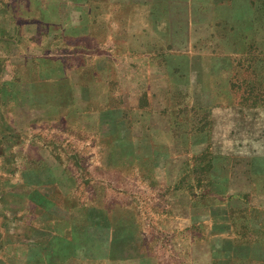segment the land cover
<instances>
[{
    "label": "rangeland",
    "instance_id": "rangeland-1",
    "mask_svg": "<svg viewBox=\"0 0 264 264\" xmlns=\"http://www.w3.org/2000/svg\"><path fill=\"white\" fill-rule=\"evenodd\" d=\"M0 39L1 259L15 228L41 239L111 208L128 264L225 239L224 264H264V0H0ZM127 151L148 163L121 191L101 160Z\"/></svg>",
    "mask_w": 264,
    "mask_h": 264
},
{
    "label": "crops",
    "instance_id": "crops-1",
    "mask_svg": "<svg viewBox=\"0 0 264 264\" xmlns=\"http://www.w3.org/2000/svg\"><path fill=\"white\" fill-rule=\"evenodd\" d=\"M2 58L3 57L0 53V69L5 65V62ZM0 83H2V80ZM147 125H149L153 129V130L145 129L147 131L152 130L154 132H157L158 130L157 128H159L160 130V127H157V121H152L151 119H148ZM166 130L167 129L163 128L160 131H166ZM134 137L135 136H133V138ZM141 139L142 137L137 136L133 141L136 142L137 140H141ZM119 141L122 142L123 138L122 137L118 139L111 138V143H114V145L113 144L111 145L110 142L108 144L111 145L112 148ZM109 145H107V147ZM128 152L129 151L115 152V160H117L115 162H107V161L104 162V160H101L102 161L101 166L103 169H106L107 174H115L113 181H111L112 186H114L115 189H120L121 191H124L125 184L128 179L138 180L137 181L138 183L142 182V180H145L144 179L145 176L142 174V171H139V169L141 166L144 168V165H146L148 162L144 163V161H139L138 163V159H139L138 155H136L135 152H131V154H126ZM152 153H154V155L157 156V149L155 148V150L152 151ZM131 156L133 157L132 160H130ZM129 168H135V172L134 173L127 172ZM147 170L149 171V175L153 174L151 178H153L155 184H157V163H155L154 161L153 165L148 167ZM43 196H45L49 200V197H47L46 195ZM38 205L40 207L43 206V209L45 210L46 206L42 204H38ZM50 207H55L57 209L66 211L65 207L57 205L55 203H52ZM120 210L121 212L119 213L118 211L116 215H122L126 217V215L129 213L128 209L122 208ZM96 212L98 213V210ZM99 212H100L99 215L103 216L101 218V222L97 219L96 222L90 223L88 226L85 225V223L84 224L71 223L68 226H66L64 230H62L61 228L63 227L58 226L59 223L58 225H56L54 221V225L47 229L48 232L47 236L45 238L42 237L41 239L27 238L21 241H17L16 240L17 229L15 228L14 230L16 231V233H14L13 236L16 242L14 241L10 245L11 248L14 249L13 250L14 253L11 254V256L9 257H7L6 255V258H2V259L0 258V264H39V263L40 264H71L72 262L73 263L78 262L79 264H81L87 261H90L91 264H99V263L128 264L129 258L128 257L126 258L125 254H124L125 256L118 255L119 248L126 249L130 247L131 236L129 234V231L126 230L127 225H125L124 223L118 225L117 223L115 224L114 220H110L111 216L115 215L114 210H112L111 208H103V210H100ZM193 212L194 211H191L188 212L189 214L186 213L184 215V217L190 216L192 218L190 220V224H193L192 223L194 216ZM15 214L18 215L17 210ZM124 217L121 219V221H126ZM65 220L68 221L69 219H65ZM118 226L122 227L119 231L117 228ZM190 227H193V225H190ZM2 230L4 231L3 227ZM94 231H99L104 233L107 232L110 234L107 236L98 237L97 235L94 234ZM226 232L230 233V230H227ZM227 242H228L227 239L218 241V243H216V240L215 241L212 240L210 242L206 241V243H202L199 241L191 242L190 246H188L189 249L188 262H190V264H224L225 262L222 256H225L226 254L227 248H225V244ZM35 244H36V248L34 247ZM24 246L25 248L28 249H25ZM63 246L65 250H62L63 251L62 252L60 249H58V247H63ZM200 248H203V250L200 251ZM224 248L225 251H223ZM37 249L40 252H38ZM119 258H122L120 262H119ZM139 263H140V259H139Z\"/></svg>",
    "mask_w": 264,
    "mask_h": 264
},
{
    "label": "trees",
    "instance_id": "trees-1",
    "mask_svg": "<svg viewBox=\"0 0 264 264\" xmlns=\"http://www.w3.org/2000/svg\"><path fill=\"white\" fill-rule=\"evenodd\" d=\"M246 100V99H245ZM253 100H256V99H253Z\"/></svg>",
    "mask_w": 264,
    "mask_h": 264
}]
</instances>
